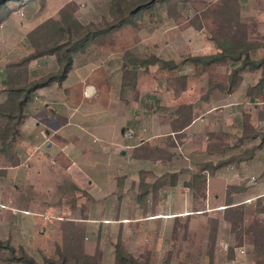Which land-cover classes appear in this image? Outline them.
Instances as JSON below:
<instances>
[{"label": "rangeland", "instance_id": "374dc122", "mask_svg": "<svg viewBox=\"0 0 264 264\" xmlns=\"http://www.w3.org/2000/svg\"><path fill=\"white\" fill-rule=\"evenodd\" d=\"M238 2L236 18L218 16L220 0H172L159 3L154 7L152 21L127 25L102 37L83 52L74 53L72 68L63 83H53L36 91L31 100L33 102L26 108L28 124L41 139L40 149L50 151L42 157L47 156L49 162L56 160V163H47L46 160L40 162L38 155L32 157L31 161L36 162L34 167L39 166L36 167L39 171H36L33 181L34 177L25 168L14 170L0 157V166H7V169H0V239L9 240L16 248L22 247L40 264H58L63 257L72 262V255H76L81 264H92L96 257L100 264H113L114 245L118 239L125 250L142 264H209L210 261L212 264H264V196L245 202V188L241 185L230 186L228 179L215 191L219 196L226 194L223 200H212L206 205L202 199L204 186L199 182L197 188L193 186V191L189 188L192 192V205L188 211L174 215L169 204L166 206V216L171 218H160L163 221L153 218L154 211L160 210L154 208L153 204L152 218H147L150 210H137L131 222L120 226L116 222H81L85 227L88 226L85 232L76 225L79 223L69 224L65 219L67 217L85 219L89 216L94 220L100 219L94 207L95 196L85 194L81 187L75 189L76 186L73 188L69 185L70 181L66 180H69L67 175L71 170L66 171L65 166L61 167V158L57 157L54 147L48 145L50 141L44 144L46 139L42 130L48 126V119H56L55 122L60 120L58 123L61 125L64 116L74 112L75 123H84V127L80 126L84 131L70 125L69 129L62 130L60 134L71 133V128L73 138L81 133L85 136L84 133H89L88 122L95 123L88 120L98 117L112 122L110 127L120 133L126 124L124 132L134 130L138 133L136 142L141 137L151 143L159 142V145L164 142L168 150H174L172 148L178 145L172 164H175L174 168L180 167L177 173L181 174L183 184L191 182L194 172L199 171L203 164L215 165L242 155L238 152L241 149L239 141L243 138H237L236 132L241 128L239 118L249 107L242 109L245 100L241 97L237 100L230 98L236 103L230 105L228 91L218 86L228 85L231 63H215L197 72L185 60L187 56L209 55L218 51L214 38L225 33L230 35L231 40L242 39L264 44V0ZM21 4H10L14 10L0 23V75H4L6 69L33 51L26 38L27 33L41 22L55 19L61 9L68 6L75 8L74 15L83 24L98 22L102 18L110 20V0H25ZM151 55L173 61L177 67L166 69L156 63L147 69L138 67L136 74L133 69H127L130 72L125 75L128 83L123 86V70L129 67L125 57L145 59ZM250 55L253 59L261 58L262 48L251 50ZM22 66L27 70L28 80L58 68L54 56L40 57ZM260 70L253 75L255 79L261 78ZM92 85L94 89L88 94V86ZM5 97V84L3 76H0V102ZM255 97L256 101H264V86H257L252 91L251 98ZM185 104H191L192 118L204 114L210 115L212 120H209V125H204L202 121L201 127H191L185 133L178 134L176 144L169 134L178 125L175 110ZM232 118L233 124H230ZM235 118L238 120L235 121ZM35 119L42 124L37 126L33 123ZM3 123L4 119L0 117V124ZM260 128L264 129V123ZM263 137L264 134L262 140ZM18 143L13 151L20 148ZM98 143L102 144L100 140ZM139 150L141 156L147 154L143 151L144 145ZM95 155L93 153V159L99 158ZM152 155L158 157L164 154L154 152ZM86 156L82 162L79 161L78 166L91 174L93 171L87 167L90 157L86 159ZM102 159H107V155ZM231 161L237 162L235 159ZM230 166L234 165L226 164L220 169L205 170L211 175L219 169L221 173H227L224 178H228ZM71 168L72 171L79 170L75 166ZM113 168L114 163L107 169L112 172ZM164 175L160 176L159 169L157 174H152V180H155L153 190ZM137 176L138 179L144 177L139 171ZM23 181L28 185L33 182L34 185L24 187ZM140 181L135 199L137 204L144 205L146 193ZM259 186L262 185L257 188ZM41 187L53 188V192L43 195L40 192L33 193L32 190L39 191ZM110 193H105L104 197L99 195L101 200L97 202L109 204L110 201L105 199H112V203H115L116 196ZM128 196L133 199L131 194ZM152 196L154 200L155 196ZM74 199L77 207L72 212ZM43 200L48 203H43ZM229 202L233 207L225 209L230 206H227ZM48 206L51 211H44ZM128 211L130 216L133 215V211ZM108 218L111 221L114 219L110 215ZM257 236L260 238L259 248L255 246ZM0 264L6 263L0 261Z\"/></svg>", "mask_w": 264, "mask_h": 264}, {"label": "crops", "instance_id": "0c3cea01", "mask_svg": "<svg viewBox=\"0 0 264 264\" xmlns=\"http://www.w3.org/2000/svg\"><path fill=\"white\" fill-rule=\"evenodd\" d=\"M259 69L255 70H249L248 68H244L240 71L241 79L238 83V85L230 92H228V103L230 105H235L234 101L232 102L230 98L233 100H237L238 97L243 98L244 106L243 108L249 107L248 110H244V116L249 117V126L250 128L248 131L244 130L243 128V121L244 116L239 118L241 122V128L238 130L239 132H236L237 138L242 137V141H239L241 143L240 145V151L238 153L244 154L246 151H249L248 156L246 159L234 162L231 161L228 163V166L230 164H233L234 166L228 167V178H224L225 172L221 173L220 168L214 171L211 175L210 172L207 170H204L202 175L204 176V179L201 181L202 186H204V191H202V199L206 203V205H209L210 201H220L223 200L222 197H225L226 194L223 193L222 196H219L215 191L216 188L224 184V180L228 179V184L232 187H237L238 185H241L245 188L246 195L243 200L245 202H249L255 197H261L264 196V140L261 139L262 135L264 134V129L260 128V126L264 123V117H262V114L264 112V101L262 102V99L256 101L255 98H251V96L247 95V89L250 86H254L257 84L258 79L254 78L255 73H257ZM261 71V70H260ZM230 70L228 71L229 75ZM254 75V76H253ZM264 86V85H263ZM48 87V86H47ZM89 87V86H88ZM93 89L94 86L92 85ZM45 88V87H43ZM40 88V89H43ZM39 90V89H38ZM37 90V91H38ZM36 92V91H35ZM33 98V96H32ZM31 98V100H32ZM29 102V104L33 101ZM260 101V102H259ZM26 117L22 120L19 130H20V137L18 141V145H20L18 150H14L16 152V159L18 160V164L15 166H11L14 170H17L18 168H25L27 170V173L33 176V181L36 177V162H32L31 159L35 155H38V160L40 162H47L51 164H55L56 160L54 162H49L48 157H42L46 152H50L49 150L44 151L41 150V139L39 138L38 134L36 133V130L32 129V126L28 124V113L26 112ZM76 112L72 113L71 115L64 116V119H62L61 122H63L61 125L58 123L60 122L56 121V119H48L47 125L44 126L43 134L46 141H50L48 144L50 148L54 147L55 152L58 153L57 157L61 158L59 159L61 163V167L65 166L66 171L68 169L71 170V172H68L67 178L70 181V186L72 185L75 189H80L85 192V194L94 195V202L96 207L97 214H100V219L94 220L91 219L89 216L85 219H76V218H65L70 223H79L76 225H79V227L83 231H87L88 226L85 224H81V222L89 223V222H100V223H108V222H116L118 225H123V223L131 222V219L134 214H136L137 210H150V213H148L147 216L152 218L151 211L153 210V204L154 208L158 207L160 208L159 211H154L155 219H169L171 217L166 216V206L170 204L172 208V212L175 213L174 215L183 214L182 211H188V208L192 205V192L194 189V184H196L195 188L199 186V182L193 183L192 179L191 187H186L181 182V174L177 173L180 169L174 168L175 164H172V161H174V158L176 155V149L178 148V145L173 147L174 150H168L167 146L164 142H161L159 145L158 143H151L149 140H146L145 138L141 137L139 138V141H135V137L138 133H136L134 130L131 132H124V127L121 133L119 131L114 130L111 128L110 123L112 122H106V120H103L102 118L97 119H89L88 121H95L88 122L90 123L88 125L89 127V133H84L85 136H82L83 133L80 134V136L72 137V131L70 128L71 133H63L60 134L62 130L67 129L68 127L74 126L78 127L79 130H82L80 126L84 127V123L77 124L75 123ZM246 114V115H245ZM40 115V114H37ZM37 115H35L37 117ZM31 116H34L31 114ZM48 117V116H47ZM214 118V117H213ZM209 120H212V117L209 115H198L195 116L191 123L183 128L180 131H174L173 133H170L169 135H172V138L176 144L177 142V135L181 133H185L188 129L191 127H201L202 121H204L205 124H210ZM233 118L230 119V124H233ZM238 118H235V121H237ZM74 121V122H73ZM33 123H36L37 126L42 124L40 120H34ZM59 124V125H58ZM71 125V126H70ZM69 129V128H68ZM75 132V131H74ZM247 133V135H245ZM183 135V134H182ZM181 135V136H182ZM184 136V135H183ZM57 138V140L55 138ZM134 137V138H133ZM51 138V139H48ZM54 138V139H53ZM185 137H183V140ZM102 142V144H99L98 142ZM147 142V143H146ZM77 146H75V145ZM73 145V146H72ZM144 145V152H147L145 156H141L142 152H140V147ZM112 146V147H111ZM154 148H159L161 151V156L158 159H153L152 153H154ZM44 151V152H43ZM52 152V150H51ZM26 153L28 154L26 156ZM96 154V157L99 158H92V155ZM173 156H170V155ZM33 155V156H32ZM86 156V159L90 157L89 165H87L88 168H90L93 173H89L88 170H83L79 166V161L82 162L84 160V156ZM104 155H107V159H102ZM41 156V157H40ZM25 157V158H24ZM24 158L23 160H21ZM110 158V159H109ZM42 159V160H41ZM44 159V160H43ZM109 159V160H108ZM54 159H52L53 161ZM94 160V161H93ZM96 160V161H95ZM32 163H29V162ZM212 162V160H211ZM114 163V168L112 169V172H109L107 168L111 167V164ZM41 164V163H39ZM79 164V166H78ZM6 166V165H5ZM72 166H75L78 170L72 171ZM9 167V166H8ZM64 168V167H63ZM0 169H7V166H0ZM42 169V168H41ZM157 169L160 170V176L162 177L163 174L167 173H176V181L174 185H170L169 183H163L162 185H156V189L153 190L154 187H152V184L155 180H152V174H157ZM231 169V171H229ZM235 169V170H233ZM39 171V170H38ZM37 171V172H38ZM90 171V170H89ZM141 172L144 177L137 176V173ZM54 174V172L52 173ZM136 174V176H135ZM196 174V172H194ZM92 175V176H91ZM55 176V175H54ZM53 176V178H54ZM144 178V179H143ZM157 176H155V179ZM251 178H254L255 181H252ZM143 179V180H142ZM257 179H260L259 182H257ZM141 180V181H140ZM37 181V180H36ZM141 182L145 189L143 190L145 194L146 201H144V205L137 204L136 202V194L138 192L137 185ZM226 181V180H225ZM240 181V182H239ZM38 182V181H37ZM25 185H28L25 181L22 182V186L25 187ZM34 185L33 182H31L28 186ZM150 185V187L146 186ZM185 186L186 188H183L182 186ZM258 185L259 188H257ZM17 188V186L15 185ZM256 188L255 190H251L253 188ZM19 188V187H18ZM192 189L190 191V189ZM39 191H33L34 194L40 192L43 194H51L53 192V188L47 189V188H39ZM23 191V190H22ZM96 193H95V192ZM111 191L112 193H110ZM243 191V193L245 192ZM105 193L112 194L115 197V203H112V199H105V201L109 200V204L99 203L97 202L98 199H100L99 195L105 196ZM129 194L133 196V199H129ZM33 195V194H32ZM98 195V196H96ZM154 195L155 199L153 200ZM213 195V199H211ZM237 196V195H235ZM138 197V196H137ZM141 197V196H140ZM232 198H234L232 196ZM211 199V200H210ZM235 199V198H234ZM101 200V199H100ZM74 201V205L71 207L72 212L76 209L77 205L75 203L76 199L72 200ZM234 201V200H233ZM48 203L47 200H43V203ZM104 202V201H103ZM59 203V202H58ZM79 207V206H78ZM94 207L92 208L94 211ZM51 207L48 206V209L44 211H51ZM219 208H221L219 206ZM127 212H126V211ZM128 210L133 211V215L130 216V212ZM113 211V212H112ZM188 214V213H186ZM41 215V214H40ZM108 215L110 217H114L113 221H111L108 218ZM113 215V216H112ZM102 217V218H101ZM174 217V216H172ZM62 219V218H61ZM160 221H163L161 220ZM81 235V233H80Z\"/></svg>", "mask_w": 264, "mask_h": 264}, {"label": "trees", "instance_id": "16d2710c", "mask_svg": "<svg viewBox=\"0 0 264 264\" xmlns=\"http://www.w3.org/2000/svg\"><path fill=\"white\" fill-rule=\"evenodd\" d=\"M25 0H0V23L7 18L9 13L14 10L10 7L12 3L19 5ZM172 0H110L109 15L110 20L102 18L98 22H89L83 24L75 15V8L66 7L59 11L55 19H47L35 26L27 33L26 38L30 42L33 51L26 57L20 59L16 64L11 65L3 76V82L6 89V97L0 102V117L4 123L0 124V157H2L10 166L18 164L16 152L13 151L15 144L20 137L19 126L26 117L25 109L29 104L33 94L40 88L50 86L53 83L61 85L66 79L73 64V54L83 52L87 47L98 42L102 37L122 29L127 25H136L137 22L152 21L154 16V7L159 3H168ZM186 1V0H181ZM221 6H217L218 16H229L236 18L239 10L238 0H220ZM22 5V4H21ZM216 13V12H215ZM228 36V37H227ZM218 51L209 55L187 56L185 60L193 65L197 72H201L206 66L215 63H231V70L228 75V85H219L221 89L228 92L232 91L238 85L241 76L240 71L244 68L249 70L261 69V78L257 84L250 86L246 94L252 96V91L264 85V44L257 42H247L242 39L231 40L230 35L221 34L214 38ZM262 48L263 56L259 59H253L250 55L251 50ZM54 56L57 62V70L49 72L46 75L34 80H28V74L25 67L34 59ZM132 59V60H130ZM128 61V68L123 70L122 85H126V74L130 73L127 69L139 70L138 67L147 69L149 65L159 63L161 68L174 69L177 64L173 61H165L155 55L142 59L140 57H125ZM22 66V67H21ZM137 69V70H136ZM133 84V83H132ZM191 104L181 105L175 110L178 115V125L172 130L180 131L187 127L192 121ZM244 130L248 131L249 117L244 116ZM247 135V133H245ZM264 140V137H263ZM224 147L221 148L224 149ZM154 152L161 153L159 148H154ZM249 151L244 154L218 162L215 165L211 163L203 164L199 171L192 176V182H201L204 176L200 172L205 169L215 170L228 164L231 160L242 161L247 158ZM161 155V154H160ZM250 155V153H249ZM161 156H159L160 158ZM153 159L158 157L153 156ZM176 173L165 174L159 182L174 185ZM191 182V183H192ZM191 183H185L191 187ZM196 184H194L195 186ZM149 187V186H146ZM154 187V185L152 186ZM230 205V206H229ZM232 203H227V208H231ZM259 236L255 240L256 248H259ZM72 262H68L66 257L58 264H81L76 255L71 256ZM0 261L6 264H40L32 256L28 255L22 247H14L9 240L0 239ZM50 264H56L51 262ZM92 264H100L96 257ZM113 264H142L130 252L126 251L121 240L118 239L114 245ZM209 264H212L211 261Z\"/></svg>", "mask_w": 264, "mask_h": 264}, {"label": "water", "instance_id": "95a60500", "mask_svg": "<svg viewBox=\"0 0 264 264\" xmlns=\"http://www.w3.org/2000/svg\"><path fill=\"white\" fill-rule=\"evenodd\" d=\"M92 86H89L88 89H87V93L90 94L92 92Z\"/></svg>", "mask_w": 264, "mask_h": 264}, {"label": "built area", "instance_id": "2783aa9c", "mask_svg": "<svg viewBox=\"0 0 264 264\" xmlns=\"http://www.w3.org/2000/svg\"><path fill=\"white\" fill-rule=\"evenodd\" d=\"M251 180H252V181H255V179H254V178H251ZM241 252H243V251H241Z\"/></svg>", "mask_w": 264, "mask_h": 264}]
</instances>
